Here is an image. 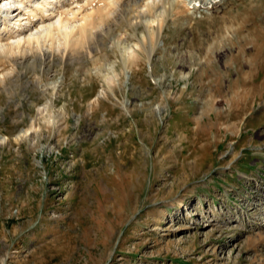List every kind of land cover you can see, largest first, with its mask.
I'll return each mask as SVG.
<instances>
[{
  "label": "rangeland",
  "instance_id": "1",
  "mask_svg": "<svg viewBox=\"0 0 264 264\" xmlns=\"http://www.w3.org/2000/svg\"><path fill=\"white\" fill-rule=\"evenodd\" d=\"M215 7L0 84V264H264V0Z\"/></svg>",
  "mask_w": 264,
  "mask_h": 264
},
{
  "label": "bare ground",
  "instance_id": "2",
  "mask_svg": "<svg viewBox=\"0 0 264 264\" xmlns=\"http://www.w3.org/2000/svg\"><path fill=\"white\" fill-rule=\"evenodd\" d=\"M200 2L0 0V84L8 85L9 78L17 74L20 67L34 70L41 82L55 65L66 68L69 65L81 67L88 62L105 63L110 59L108 45L112 41L133 42L134 46L126 45L120 54L127 67L137 68L143 55L144 60L150 61L170 21L176 22L181 16L191 17V12L196 14L202 8H216L221 0H210V5H205V0ZM138 33L142 34V39ZM104 77L112 88L119 74ZM58 117L45 118L46 123L55 124ZM29 135L27 130L18 138Z\"/></svg>",
  "mask_w": 264,
  "mask_h": 264
}]
</instances>
